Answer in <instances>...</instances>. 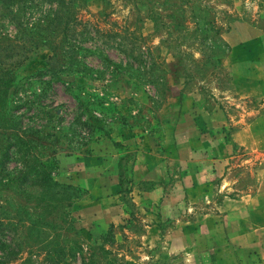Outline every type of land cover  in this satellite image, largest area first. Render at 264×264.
<instances>
[{
	"label": "rangeland",
	"instance_id": "rangeland-1",
	"mask_svg": "<svg viewBox=\"0 0 264 264\" xmlns=\"http://www.w3.org/2000/svg\"><path fill=\"white\" fill-rule=\"evenodd\" d=\"M238 22L264 30V0L0 6L9 114L75 188L64 231L53 215L17 217L15 192L0 189V248L17 233L22 248L10 264H45L55 235L65 264L105 235L109 254L90 264H264V98L225 60ZM11 134L0 129L6 177L26 155Z\"/></svg>",
	"mask_w": 264,
	"mask_h": 264
},
{
	"label": "trees",
	"instance_id": "trees-1",
	"mask_svg": "<svg viewBox=\"0 0 264 264\" xmlns=\"http://www.w3.org/2000/svg\"><path fill=\"white\" fill-rule=\"evenodd\" d=\"M11 1L13 0H0V6L8 4ZM214 43L217 45L221 43V40H215ZM225 47H227V45ZM4 51H6V49L0 45V129L6 131L11 130L14 134H11L10 138L15 139L14 145L16 146L19 144L20 146L21 144L20 148L25 151L26 155L25 159L18 164L17 168H15L9 176L6 177V174L2 175L4 168L0 170V189L7 188L15 192L19 202H21L17 204V211L15 212L17 217H21L23 214L26 215L27 211H37L44 217L53 215L57 221L56 224H58V229L64 231L66 230L64 225L71 227L68 210L73 204V194L70 191H73L75 188L57 183L54 178V170L39 161V155L41 154L37 153L35 147L30 146L29 140H26L28 134L22 131V134H20V130L16 128V121L10 116V108L8 107L9 93L11 87L14 85L16 67L13 66L14 61L12 60V55L8 54L5 56L3 53ZM6 60L9 61L10 63H8L12 66V69L9 71L2 65L7 63L5 62ZM2 157L3 153L0 155V161H2ZM23 202L27 205H31V207L23 206ZM7 210L8 209H5V211ZM22 210H24V213ZM60 224H62L61 228H59ZM33 225L32 223L28 231L30 238L32 237L31 231L33 230ZM46 227L50 229V224ZM14 232L16 233L17 231L14 230ZM19 235L20 234L17 233L13 236V247L2 246L0 248V253H2L0 256V264H10L21 255V242L17 243ZM59 237L60 235H55L51 241H48L46 245L42 246V249L45 251V264H65V249L67 246ZM106 239V235L101 236L100 240L102 244L94 246L87 260L82 258L80 264L93 263V257L96 253L104 256L109 254L103 247V243L107 241ZM37 243L38 245H42L44 242L42 240ZM76 248L80 249L79 247ZM73 258V260H77L75 254Z\"/></svg>",
	"mask_w": 264,
	"mask_h": 264
},
{
	"label": "crops",
	"instance_id": "crops-1",
	"mask_svg": "<svg viewBox=\"0 0 264 264\" xmlns=\"http://www.w3.org/2000/svg\"><path fill=\"white\" fill-rule=\"evenodd\" d=\"M225 41L228 45L225 60L234 77L257 83L264 98V30L238 22L226 34Z\"/></svg>",
	"mask_w": 264,
	"mask_h": 264
}]
</instances>
